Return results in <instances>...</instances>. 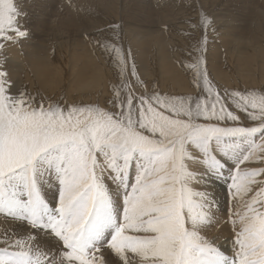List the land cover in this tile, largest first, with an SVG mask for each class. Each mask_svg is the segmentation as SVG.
I'll use <instances>...</instances> for the list:
<instances>
[{"label": "snow or ice", "instance_id": "obj_1", "mask_svg": "<svg viewBox=\"0 0 264 264\" xmlns=\"http://www.w3.org/2000/svg\"><path fill=\"white\" fill-rule=\"evenodd\" d=\"M21 15L0 0V55ZM192 27L195 94L150 90L119 23L86 34L116 72L103 104L16 88L0 58V264H264V88L219 86L214 22Z\"/></svg>", "mask_w": 264, "mask_h": 264}, {"label": "bare ground", "instance_id": "obj_2", "mask_svg": "<svg viewBox=\"0 0 264 264\" xmlns=\"http://www.w3.org/2000/svg\"><path fill=\"white\" fill-rule=\"evenodd\" d=\"M175 1L176 0H155V1L131 0L130 3L132 4L129 5L127 9L131 10V12L132 10L134 11L133 14L132 13L129 14L128 12L125 11L126 13H128L126 17L128 20H134L135 23H138V16L140 15L141 25L149 26L153 24V21H151L152 17L150 14H148V16L147 14L144 15L146 13V12L144 13V11H148L152 15L160 10L165 12L170 11L171 15H173L172 18L173 20L169 19V17H166L165 19H160L161 26L163 23L169 24L176 19V16L174 15V11H176L179 15L182 14L183 10L187 9V8H183L182 6H178V4L175 3ZM50 2L52 3L50 4ZM53 2L55 1L45 0L46 12L49 9L52 11L53 10L51 8L52 6H57V4L54 5ZM125 2H126L125 0H67L66 2H63L65 3L63 5V9L53 10L52 11L53 16L49 20L48 23L49 25H47L48 26L47 29L49 28L47 30V33L49 32V30L52 31L49 34L51 35V38L53 40L49 39L50 40L49 42H46L45 44L43 43L42 45L39 44L38 47L37 45H34L26 51L27 47H29L27 46L24 52L22 54H18L17 56H15L16 54H13L15 57H18L20 59H23V61H25L26 64V67L24 68L25 76L23 73L22 77L21 78L19 77L20 68H21L20 67L21 65L18 66L19 63L17 64L14 59H11V62L9 61L10 63L8 62L9 67L7 68V70L9 71L11 79L17 83V84L15 83V85H17L16 88L18 87V85L19 86L21 85V87L26 86L30 91L35 92L40 90L48 94L49 91L51 90L52 85L58 83L71 82L70 78L72 77V82L78 84L79 87L86 89L91 88L90 93H92L94 90L107 89V87L110 84L116 81V79L113 78L115 74V70L112 64L103 54L101 53L98 54V50H93L92 48H90L91 50L89 54L88 53L86 54L83 45L81 47L82 48L81 52L82 55H84V57H82L78 53V50L76 48V46L79 45L78 43H76L78 40L75 38V36L78 34L85 35V33L88 32V30L95 31L97 29H101V27L103 28L106 26L107 22L110 19H114L115 21L120 20L119 16L117 17V19L113 18V14L115 12H118L117 8L120 7L119 4L122 5ZM261 2H262L261 5L258 6L257 8L256 6L255 8L254 6L252 7L250 11L251 13L247 14L248 15L247 17H245V15H240L241 17L239 19H234L232 17L235 15V13L233 16L230 13L228 15H230L231 18L227 17L228 15H226L225 20L224 19L221 20V17L219 16L220 19L218 20H221L222 23L217 22L218 24L217 26L223 27L224 31L220 32L218 36L220 39H222L220 43L223 44V46L226 45L227 48L226 51H228L229 59L227 60H229V63H227V65L229 66L228 67L229 70L228 69L222 70L219 66V64L221 63L220 60L223 58V56L221 58V55H217L216 51L219 49L220 46H216L217 47L216 51L213 50L214 47L210 46L209 49L213 50V52L210 51L209 53L212 59L210 61L212 62V66L210 63L211 66L210 71L212 72V75H214L218 79V81L224 82L225 85L227 83L229 84L231 81L234 83L242 81L244 83H249L251 85L255 83L254 81H252L255 78H259L264 81V71H263L264 50H263L262 42L260 41V39L264 37V0H261ZM18 3H19V8L21 9L22 12V15L20 17L21 25H24L26 23L27 24L33 23L35 26L34 31L37 34L39 31L44 32V28L42 27L43 26L45 27V25L47 24L46 18L44 19L43 16L37 17L36 14L33 13L32 7L28 6L25 0H18ZM159 6H165V7H159ZM213 6L215 5L213 4ZM217 6L216 8H218ZM210 8L213 9V7ZM65 9L67 13L63 12ZM45 15H47V13H45ZM81 15L83 17H81ZM235 17H237V14ZM103 18H106L107 20H104ZM213 18L214 17H212V20ZM245 18H249L248 25L245 27H240L237 21L248 20ZM50 22H52V24H50ZM126 22L127 21H123V23ZM70 26L73 27L72 29L73 31L72 30L70 31L74 32V34L69 32L68 27ZM30 27L32 26L30 25ZM121 28H124V32L121 35V38L123 39L125 38L127 40V37L129 36L128 34L131 32L129 29L130 27L127 24H125V26ZM191 29L194 30L193 32L195 33L196 29L193 27ZM152 30L150 29L147 31L146 30L143 31L144 32L143 37H147V42L145 43L144 46L138 43L134 37L130 38L132 43L129 44V47L132 50V55L137 64V69L141 79H143L146 83L148 82L147 84L149 85L152 82L150 83L147 80L151 79L154 76L156 77L157 75L160 79H162V81H160L162 83L161 85L165 84V86L166 85L168 86L170 84V86H174L178 89L184 88L185 91L187 87L183 83L185 77H183V80L180 77V74L182 73L180 72L181 70L180 67L182 68V66L179 63V61H180V56L182 55L181 50L183 51L187 49L188 44L190 43L189 40L191 38L184 35L183 32L178 33L177 39L173 38L174 36L171 37L169 34H167V36H170V38H172L173 42L175 43V45H172L170 43L172 39L166 38V36L165 38H162L159 36L158 31L156 30L152 31ZM34 31H32V33ZM132 32L135 35L140 34L138 32H134V31ZM164 32L167 33L166 31ZM193 32H191L190 34H192ZM32 33L30 32L28 35ZM154 33H156V35H153ZM58 35L60 36V38L58 37ZM37 36H39V34ZM211 37L214 38L213 36ZM43 38L46 39L45 37ZM190 45H192V43ZM6 47H8L10 51L15 50L12 44L6 45ZM174 49H179L180 51H174ZM63 55H67V56L64 57ZM92 55H98V56H92ZM14 56L13 58H15ZM9 57L11 58V56ZM175 61H177L176 64L174 63ZM23 63L24 62H22V65ZM171 78L174 79L172 81H169ZM180 81L182 82V85L179 84ZM152 86L154 87L155 84L151 85V87Z\"/></svg>", "mask_w": 264, "mask_h": 264}, {"label": "rangeland", "instance_id": "obj_3", "mask_svg": "<svg viewBox=\"0 0 264 264\" xmlns=\"http://www.w3.org/2000/svg\"><path fill=\"white\" fill-rule=\"evenodd\" d=\"M25 1H26V4L28 6L32 7L33 13L36 14L37 17L38 16L39 17H42L43 16L44 19L46 18V21H47L46 23L47 24L45 23L46 24L45 27L44 26L42 27V28H44V32H42V31H39L38 32L39 36H37L38 34L34 31L35 26H34L33 23H28V24L26 23V24L22 25L27 31H29L28 34L30 32L32 33V31H34V32L32 34L28 35L26 38L21 39L19 42L11 43L15 50L10 51V49L8 47H6L5 51L7 53L4 51L6 54L3 53L2 55H0V58H6V65H5L6 69L9 67V63L11 62V59H14L17 64L19 63L18 66L21 65L20 66L21 67L20 68V73H19V77L20 78L22 77V75L24 73V68L26 67V64H25V61H23V59H20V58L15 57V56H17L18 54H22L27 46H29V47H27L26 51L28 49H30L32 46H34V45H37V47H38L39 44L42 45L43 43L45 44L46 42H49L50 40H53L51 38V35L49 34L52 31L49 30V32L47 33V30L49 29V28L47 29V27H48L47 25H49L48 24L49 23V20L53 16V12L52 11L53 10L63 9V5L65 4L63 2H66L67 0L66 1H63V0H58V1L57 0H53V1H55V2H53L54 5L57 4V6H52L51 8L53 10L51 11L49 9L47 12H46L45 0H25ZM61 1H62L63 4L61 3ZM125 1L126 2L124 4H122V5L119 4L120 7L117 8V10H118L119 13L118 12H115L113 14V18L117 19V17L119 16L120 20H116L115 21L114 19H110V20L108 19L109 21L107 22L106 26L103 27V28L106 29L108 25L115 24V23H119L121 25V27H124L125 24H127L130 27L129 29H130L131 32L128 34L129 36L127 37V40L125 38L124 39L122 38L123 39L122 42L125 43V44L123 43L125 47H129V44L132 43V41L130 40V38H132V37H134L137 40L138 43H140L141 45L144 46L145 43L147 42V37H143V35H144V32L143 31H145V30L147 31V30H150V29L152 30L153 29V30L158 31L159 36L162 37V38H165V36H166V38H170V36L171 37L174 36L173 38L177 39L178 33L183 32L184 35H186L187 37H189V38L192 39V40L191 39L189 40L190 43L188 44V47L185 50L187 51L189 48H190L189 50H191L196 45L195 43L198 42L197 40H199V38L202 35L201 30L198 27L195 28L196 29L195 30V33L193 32L194 30L191 29L192 28V24L195 23V22H197V23L199 22V20H200V12L203 11L209 17H211L213 15L212 17L215 18V20L213 18L215 32H212L211 29L209 30V40H210L209 41L210 43L208 45V51L209 52L207 51V54H206L207 55L206 57L208 59L207 61H208L209 72H210L211 76L213 77L214 81L215 82L217 81L216 83L219 86H221L222 88L223 87H227L229 89H244V88H250V89L251 88H256V89H259L260 88L261 89V88H264V86H263L264 85V81L261 80V79H259V78H255L254 80H252L255 83H253L251 85L249 83H244L242 81L235 82V83L231 81L229 84L227 83L225 85L224 82L218 81V79L214 75H212V72L210 71V68L212 66V62H210V61L212 59H211V57L209 55L210 51H212V52H213V50L216 51V48H217L216 46H220L219 49H218L219 51L217 50L216 53H217V55H221V58L223 56V58L221 60L219 59L221 61V63L219 62L220 64L219 63L218 64H219V66H220V68L222 70H225V69H228L229 70V68H228L229 66L227 65V63H229V60H227V59H229L228 51H226V49H227L226 48V45L224 44L225 46H223V44L220 43L222 41V39H220L219 36H218L220 32H223L224 31V29H223V27H218L217 26L218 25L217 22L222 23L221 20L222 19L225 20V16L228 15V14H230V13L232 14V16L235 13V15L232 17L234 19H239L241 17L240 15H245V17H247L248 16L247 14H250L251 13L250 11H251V9H252L253 6H254V8H255V6L257 8L258 6L261 5V3H262L261 0H255L256 2L254 0H176L175 3L178 4V6H182L183 8H187V9L186 10H183L182 11V14H179V15H178V13L176 11H174V15L176 16V19L172 23H169V24L163 23L162 26L160 24V19H165L166 17H169V19L173 20L172 19L173 18V15H171V12L170 11H169L170 12L169 13V12H165V11L160 10L158 12H155L153 15L150 12H148V11H144V13L146 12L144 15H146V14H147V16H148V14L151 15V17H152V20L151 21H153V24L152 25H149L148 24L149 26H143V25H141V20H140L141 17H140V15L138 16V23L139 24L138 23H135L134 20H128L127 19V17H126L127 14L128 13L129 14L130 13L133 14V11L134 10H132V12H131V10L127 9L129 7V5L132 4V3H130L131 0H125ZM127 1H129V2H127ZM150 1H155V0H150ZM59 2H60V4H59ZM16 3L18 5V7H19L18 0H16ZM51 3L52 2H50V4ZM213 4L215 6H213ZM216 6L218 8H216ZM159 7H165V6H159ZM210 7H213V9L210 8ZM214 10H215V12H214ZM125 11L128 12V13H126ZM220 11H222V12H220ZM44 12L47 13V15H45ZM63 12L64 13H67L66 9ZM223 12H226L227 14L226 13H223ZM209 13H211V14H209ZM219 13H221V14H219ZM42 14H44V15H42ZM236 14H237V17H235ZM238 15H239V17H238ZM219 16L221 17V20H218V19H220ZM81 17H83V16L81 15ZM212 17H211V19H212ZM227 17H230L231 18L230 15H228ZM103 19L104 20H107L106 18H103ZM245 19H248V20H245V21L244 20H241V21L238 20L237 21V23L240 25V27H245V26L248 25L249 18H245ZM122 20L123 21H127V22L126 23H123ZM147 20H149V19H147ZM239 22H241V23H239ZM50 24H52V22H50ZM172 24H174V25H172ZM30 25L32 27H30ZM178 26H179L180 29L178 28ZM182 26H183V28H182ZM68 29H69V32H71V33L74 34V32H72L73 31L72 30L73 29L72 26L68 27ZM68 29H66V30H68ZM121 29H122V31H121V35H122L123 32H124V28H121ZM181 29L184 30V31H182ZM70 30H72V31H70ZM132 31L138 32L140 34L139 35H135ZM164 31H166L167 33H165ZM191 32H193L192 33L193 35L190 34ZM216 32H217V34H216ZM42 33H43V35H42ZM87 33H92L93 35H95L96 30L95 31L88 30V32H86L85 35H80V34L76 35L75 34L76 35L75 38L78 40L76 43H78V45H79V46H76V45L75 46H76V48L78 50V53L82 57H84V55H82V52H81L82 51L81 50L82 49L81 48L82 45L85 48L84 51L86 52V54L87 53L89 54V52L91 50L90 48L93 49L90 40L86 37V34ZM167 34H169L170 36H167ZM153 35H156V33H154ZM211 36H213L214 38H212ZM43 37H45L46 39H44ZM58 37L60 38L59 35H58ZM193 38H195V39H193ZM211 38H212V40H211ZM170 39H172V38H170ZM260 41L262 42V46H263V50H264V37H262L260 39ZM170 43L172 45H175V43L173 42V39L170 41ZM191 43H192V45H190ZM210 46L211 47H214L213 50L212 49H209ZM185 50H183V51L181 50L182 55L180 56V60L185 59V55L183 53V52H186ZM99 53L100 52L98 51V54ZM13 54H16V55L14 56ZM258 55H260V54H258ZM9 56H11V58ZM13 56L15 58H13ZM21 56H23V55H21ZM63 56L66 57L67 55H63ZM92 56H98V55H92ZM16 59H18V60H16ZM147 59H148V57H147ZM178 61H179V59H178ZM22 62H24L23 65H22ZM174 63L176 64L177 61H175ZM210 63H211V66H210ZM180 69L182 70V71L180 70V72H182L181 73L182 75L180 74L181 79L183 80V77H185L184 80H183L184 81L183 83L187 87V89L185 91H184V88H179L178 89V88H176L174 86H170V84L168 86L167 85L165 86V84L161 85L162 83L160 81H162V79H160L157 75H156V77L154 76L151 79H148L147 80L150 83L152 82L151 84L148 85L149 86V89L151 90V88H154V87H158L159 86L158 88L162 92L170 93V94H173V95L195 94L197 90L194 88V86H193V84L191 82V80H192L191 72L188 71V70H186L183 67L182 68L180 67ZM14 70H15V68H14ZM263 71H264V69H263ZM24 76H25V73H24ZM113 78L116 79V72H115ZM174 78H171L169 81H172ZM70 81L71 82L58 83V84L52 85L51 90L49 91L48 94L44 93L43 91H40V90L39 91L42 92L46 96L52 97L53 99H59L61 96H65L66 95L67 100H68L69 103H75V102L89 103V102H94V101L99 100L103 104L104 101L107 100L110 97V95H111V84L105 90H94L92 93H90V91H91L90 89L91 88H87L86 89V88L79 87L78 84L72 82V77L70 78ZM154 84H155V86L154 87L153 86L151 87V85H154ZM179 84L182 85V82L180 81ZM16 86L17 85H15V87ZM19 87H21V85L20 86L18 85L17 88H19ZM32 92H34V91H32ZM35 92H37V91H35ZM217 191L220 192L221 195H223L222 188H218ZM222 203H223V206L225 208L228 206L227 203L225 201H223V200H222ZM221 216H222V218H226V216H225L224 213H221ZM211 234H213V235H220L221 236V243L228 244V241L225 239V237H227L229 239L231 238L230 226L228 224H222V225L219 226V231H213Z\"/></svg>", "mask_w": 264, "mask_h": 264}]
</instances>
